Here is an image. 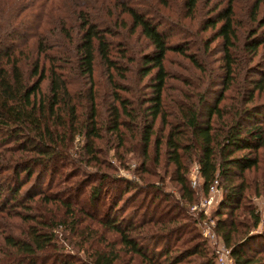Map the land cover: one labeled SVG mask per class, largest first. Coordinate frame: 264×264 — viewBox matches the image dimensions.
I'll return each instance as SVG.
<instances>
[{
  "label": "trees",
  "instance_id": "obj_1",
  "mask_svg": "<svg viewBox=\"0 0 264 264\" xmlns=\"http://www.w3.org/2000/svg\"><path fill=\"white\" fill-rule=\"evenodd\" d=\"M75 1L72 0L69 16L64 3L57 4L54 0H0V15L9 11L7 19H2L6 30L0 27L3 34L0 38V215L21 217L28 223L24 237L5 234L3 245L0 244L3 254L0 264H116L122 251L130 255L127 264H132L135 257L140 264H217L215 251L208 248L207 241L193 227L195 222L186 224L182 219L184 207L195 203L199 196L188 177L187 162L194 158L204 195L215 180L223 190L216 211V231L231 249L235 264H264V230L258 233L254 230L261 216L245 202L251 188L247 173L259 167L258 151L264 146V101L256 100L264 91V72H260L255 61L264 43V30L258 34L259 28L264 27V13L259 15L263 0H254L249 14L252 24L259 28L250 29L243 41L242 31L236 25L235 0H229L225 6L217 3L207 14L200 9L201 0H111L120 9L114 17L104 12L109 0L87 1L86 7L100 5L96 6L101 9L99 13L94 12L99 18L91 14L92 9L80 10L76 6L80 1ZM55 9L61 11L58 16L52 14ZM48 10L54 21L44 20L48 25L42 28L41 16ZM36 18L39 21L31 32L29 23ZM117 27L138 32L146 41L147 50L138 57L130 54L127 43L115 40L121 33L116 31ZM51 30L55 38L49 35ZM192 37H198L199 44L205 42L207 50L213 41L221 40L222 81L214 80L208 89L187 94L189 100L185 102L178 101L176 121L170 122L165 105L172 76L167 66L169 55L185 56L202 73L207 71L190 52ZM241 46L246 51L244 61L238 55ZM98 64L105 67L112 87V104L106 109L103 122L95 82ZM131 73L143 83L139 88L143 98L136 108L121 94L128 90L121 81L129 79ZM239 78L244 79L240 88ZM217 85L221 88L215 89ZM234 86L241 98L234 105L223 106L227 91ZM158 120L164 127L168 126L164 136L166 152L175 165V181L183 206L176 200L162 207L163 216L157 218L142 216L138 221L121 218L112 213L123 199V190L114 196L110 211L107 208L99 215L107 182L123 181L126 191L134 183L98 169L96 174L101 182L91 186L88 193V205L95 211L82 207V213L86 220L96 221L106 232L116 233L119 248L117 242H108L101 234L97 240L93 239L99 246H91L89 259L85 263L76 262L50 250L56 246V228L63 224L56 214L39 218L28 211L24 216L16 212L17 207H24L18 198L34 169L40 168L41 179L46 173L51 176L60 173L57 165L69 158L68 150L77 136L83 141L88 163H101L95 141L102 138L104 130L115 134L123 143L128 129L142 147V157L147 158L152 143H156L158 152L160 149L155 126ZM16 151L25 154L16 155ZM8 179H13L12 183ZM137 196L138 193L132 199ZM43 200L45 205L52 201L60 203L65 208V221L70 219L69 226L78 231L80 220L70 199L47 194ZM187 233L191 234L184 237ZM87 235L90 241L98 232L91 229ZM197 236L201 240L195 241Z\"/></svg>",
  "mask_w": 264,
  "mask_h": 264
},
{
  "label": "rangeland",
  "instance_id": "obj_2",
  "mask_svg": "<svg viewBox=\"0 0 264 264\" xmlns=\"http://www.w3.org/2000/svg\"><path fill=\"white\" fill-rule=\"evenodd\" d=\"M69 1L72 2V0H54V3H64L63 7H65V13L70 16V7L74 5V2L70 3ZM78 1H80V3L76 4V6H78L80 10L84 9L85 11H90L92 9V15L99 13L101 10L100 8H96V6L100 5H93V8L90 6L86 7V5H88L87 1L89 2V0ZM228 1L229 0H201L200 9L203 14H207L208 10L213 8L217 3L220 6H225ZM253 1L254 0H235L236 25L239 30L242 31V35L240 37V40L242 41L249 35L250 29L259 28L257 24H252V18L249 15L252 11ZM106 5L107 7L104 12H107L112 17L116 16V14L120 11L119 7L117 8L113 6L114 4L111 3V0H109ZM139 6L141 7V5ZM150 9L154 10L155 8ZM6 12L9 14L8 10H6ZM6 12L0 15V27L2 30H6V23H3V20L7 19ZM60 12L61 11H56L55 9L52 14L58 16ZM50 13L51 12L48 10V12L41 16L43 21L42 28L48 25L44 22V20L46 21L48 19L49 21L52 15ZM263 13L264 0L260 8L259 15L262 16ZM95 16L99 18L98 15ZM52 20L53 17L50 21ZM38 21L39 19L36 18V20L34 19L29 23L32 27V30L30 29L31 32H34L36 22ZM52 27L53 26L51 24V29ZM118 30L121 31L122 35L120 36L121 33L117 35L115 40H117V42L127 43L130 54L138 57L142 51L147 50L146 41L139 36L138 32L131 33L128 27H117L116 31L118 32ZM263 30L264 27L259 28L258 34H260ZM49 35L51 38H55L54 36H56L54 34V30L49 31ZM1 37H3V34H0V38ZM255 37H258V35ZM197 38L198 37H192V39L188 38L192 45L190 52L196 55L199 61L203 63L207 70L206 73H202V71L185 56L177 53H171L169 55L167 66L172 76L168 81V89L165 93V105L167 113L169 114L168 120H170V122L176 121L178 114V101L184 100L185 102L189 100V98L186 97L187 94H192V92H201L208 89L214 80L216 82L222 81L221 76L224 72V68L222 67L223 47L221 40L218 39L213 41L207 50L205 49V42H201V44H199ZM21 42L22 40L20 43ZM238 55L240 56L239 59L244 61L246 51L243 46L240 47ZM255 61L259 63L257 65L261 69L260 72H264V43L261 45L260 53L256 57ZM213 70L215 72L212 73L211 77L210 74ZM214 74H217L218 77H215ZM260 76L261 75H254L255 78H259ZM95 82L98 85L97 100L100 109V121L103 122L107 115L106 109L110 104H112L113 99L111 93L112 87L107 71L104 66L99 64L96 67ZM121 82L126 84L128 87V90L121 92V94L124 97L129 98L132 105H135L136 108V105L139 106L140 100L143 98V91L141 89L139 90L143 83H139V78L138 76H135V73H131L129 79ZM239 82L241 83L237 84L238 88L244 84V79L239 78ZM43 86L46 87V82ZM237 86H234L227 91L226 95L228 98L222 102L223 106L227 104L234 105L236 104V101L241 98L240 94L236 91ZM214 88L220 89L221 85H217ZM256 100L258 102L264 101V91L257 96ZM155 126L156 137L160 138L161 145L158 152L156 143H152L149 148V155L147 158L142 157V147L140 146L137 138H135L128 129H124L126 131V135L124 136L123 143H120V139H118L115 134H112L107 130L102 131V138L96 139L95 141V146L97 147L98 156L101 162L99 165H96L95 162L88 163L87 155L83 152V141L79 136H77L71 143L72 147L68 150L69 153L67 154L69 158L57 165L58 171H61L60 173L53 174L52 176L49 173H46L44 178L42 177L41 179L40 168L37 167L34 169L33 176L26 183H24L18 198L20 202L23 203L24 207H17L16 212L23 215L27 214L26 212L28 211L35 216H39V218L43 215L52 217L56 214L59 220H62L63 224L56 228V246L52 247L50 250L55 251V253H63L76 260V262L85 263V261L89 259V253L92 252L91 246H99L96 241H93V239L97 240L101 234L106 237L108 242H117V248H119V237L116 233L106 232L96 221H92L90 219L86 220L84 214L82 213V207H85V209L88 208L91 212L95 211L91 208V205H88V193L91 186L101 182L98 178L99 175L96 174L98 169L111 176L117 175L121 178L132 180L134 183L133 188L126 191V183L120 181L115 184L111 181L113 178L110 177L111 182L106 183V193L103 195L102 202L100 203L98 209L99 215L103 214L104 210L107 208L109 209L111 205L114 206L112 203L114 196L118 195L123 190H125L122 197L123 199L117 203V206L112 213L114 216L117 214L120 215L121 218L132 219L133 221L142 219V216H146L147 218L155 216L157 218L162 215V207L167 205L170 206L173 202H176V200L180 201V205L183 206L181 204L179 185L175 181V165L170 162L166 152L164 136L167 133L168 126L164 127L161 125L160 120L156 122ZM21 152L16 151V155L23 153ZM258 154L260 161L259 167L256 170L253 169L247 173V180L251 188L248 190L249 197L245 201L246 203L251 204V206L260 213V224L254 229L257 233L264 230V146L260 148ZM187 165L189 167L188 177L191 182V186L197 190L199 196L197 195L198 200L195 203L191 205L187 204L184 207L185 215H182V219H184L186 224H192L195 222L192 224L193 227L195 226L202 239L207 241L208 248L214 251L210 240L204 235L202 229L206 226H210L217 233L216 229L218 216L216 215V211L223 199V190L220 188L215 201L210 206H202L201 202L206 195H204L200 188L202 179L198 173L196 159L194 158L192 161H188ZM8 180L9 183H12L13 181V179ZM1 182L5 183V180L1 179ZM257 188H259V192L256 191ZM136 193H138L137 198L132 199ZM47 194H57L61 198L67 199L68 201L70 199V201L74 204L77 210V218L80 220V226L78 225L79 227H77V232H74L72 227L69 226V224H72L70 219L67 218L65 221V216L63 215L65 208L60 203L52 201L48 203V205H45L43 198L44 195ZM224 212H226V209ZM27 224L28 223L21 217L11 216L5 218L0 215V244L3 245L6 233H13L18 237H24L23 234ZM89 227L98 232V235L95 238H91L90 241L87 240L89 236L87 233L91 230ZM190 234L191 233H187L184 237H187ZM197 238H199V236L196 237L195 241L201 240L200 238ZM2 255L3 254L0 253V256ZM129 259L130 255H127L122 251L120 260L116 264H127ZM132 264H140L139 258L135 257V261Z\"/></svg>",
  "mask_w": 264,
  "mask_h": 264
},
{
  "label": "built area",
  "instance_id": "obj_3",
  "mask_svg": "<svg viewBox=\"0 0 264 264\" xmlns=\"http://www.w3.org/2000/svg\"><path fill=\"white\" fill-rule=\"evenodd\" d=\"M219 190L220 188H219L218 180H215L211 184L207 195L202 200L201 205L204 207L210 206L215 201ZM202 230L204 235L208 237L211 245L214 248L217 264H235V260L231 252V249L222 242V240L219 238L215 230L210 226L208 227L206 226Z\"/></svg>",
  "mask_w": 264,
  "mask_h": 264
}]
</instances>
